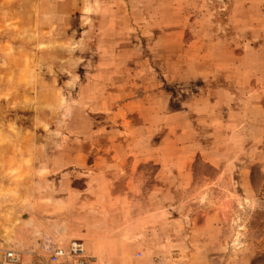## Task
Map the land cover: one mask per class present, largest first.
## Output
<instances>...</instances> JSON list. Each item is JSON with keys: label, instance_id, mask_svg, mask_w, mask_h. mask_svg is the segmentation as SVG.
Segmentation results:
<instances>
[{"label": "rangeland", "instance_id": "rangeland-1", "mask_svg": "<svg viewBox=\"0 0 264 264\" xmlns=\"http://www.w3.org/2000/svg\"><path fill=\"white\" fill-rule=\"evenodd\" d=\"M74 241L264 264V0H0V249Z\"/></svg>", "mask_w": 264, "mask_h": 264}, {"label": "built area", "instance_id": "built-area-1", "mask_svg": "<svg viewBox=\"0 0 264 264\" xmlns=\"http://www.w3.org/2000/svg\"><path fill=\"white\" fill-rule=\"evenodd\" d=\"M21 260L19 251L0 249V264H17ZM50 264H90L84 245L74 241L68 248H57L49 258Z\"/></svg>", "mask_w": 264, "mask_h": 264}]
</instances>
